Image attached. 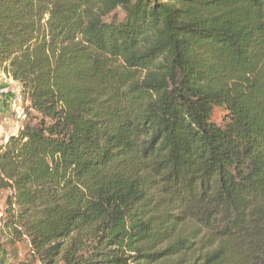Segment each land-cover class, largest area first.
<instances>
[{
	"label": "trees",
	"instance_id": "obj_1",
	"mask_svg": "<svg viewBox=\"0 0 264 264\" xmlns=\"http://www.w3.org/2000/svg\"><path fill=\"white\" fill-rule=\"evenodd\" d=\"M0 71V264H264V0H0Z\"/></svg>",
	"mask_w": 264,
	"mask_h": 264
},
{
	"label": "rangeland",
	"instance_id": "obj_2",
	"mask_svg": "<svg viewBox=\"0 0 264 264\" xmlns=\"http://www.w3.org/2000/svg\"><path fill=\"white\" fill-rule=\"evenodd\" d=\"M21 91L19 83L10 79L0 71V138L7 139L12 134H17L19 129L26 121L25 106L23 98H18V92ZM8 92L12 93L10 102H5V94ZM226 114L224 107H217L213 114V120L217 123H221ZM10 191H4L0 196V243L7 242V247L16 255V260H33V251L29 240L26 236H23L21 240L16 241L14 244L9 243L10 236L5 235L4 222L6 220V209H7V196ZM36 264H41L36 261ZM56 264H64L62 261Z\"/></svg>",
	"mask_w": 264,
	"mask_h": 264
},
{
	"label": "crops",
	"instance_id": "obj_3",
	"mask_svg": "<svg viewBox=\"0 0 264 264\" xmlns=\"http://www.w3.org/2000/svg\"><path fill=\"white\" fill-rule=\"evenodd\" d=\"M5 97V102H10V97H12V93L8 92L7 94L4 95ZM0 99L2 100L3 98L0 96Z\"/></svg>",
	"mask_w": 264,
	"mask_h": 264
},
{
	"label": "built area",
	"instance_id": "obj_4",
	"mask_svg": "<svg viewBox=\"0 0 264 264\" xmlns=\"http://www.w3.org/2000/svg\"><path fill=\"white\" fill-rule=\"evenodd\" d=\"M3 74L6 75V76H8L10 79L14 80L10 74H6V73H4V72H3ZM14 81H15V80H14ZM15 82H17V81H15ZM17 83H18V82H17ZM19 85H20V84H19ZM17 96H18V98L21 100V98H22L21 91L18 92V95H17Z\"/></svg>",
	"mask_w": 264,
	"mask_h": 264
}]
</instances>
